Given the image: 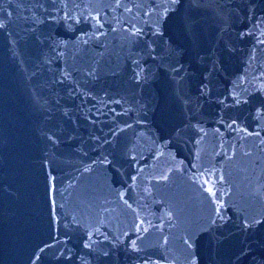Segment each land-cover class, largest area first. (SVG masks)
I'll return each instance as SVG.
<instances>
[{"label":"water","instance_id":"95a60500","mask_svg":"<svg viewBox=\"0 0 264 264\" xmlns=\"http://www.w3.org/2000/svg\"><path fill=\"white\" fill-rule=\"evenodd\" d=\"M168 4L0 0V264L264 261V0Z\"/></svg>","mask_w":264,"mask_h":264},{"label":"snow or ice","instance_id":"6c2138e0","mask_svg":"<svg viewBox=\"0 0 264 264\" xmlns=\"http://www.w3.org/2000/svg\"><path fill=\"white\" fill-rule=\"evenodd\" d=\"M181 4V0H169V7L172 6H179ZM119 6V5H117ZM157 23H161L160 21H157ZM5 25L0 24V28H3ZM208 86L204 85V88L206 89ZM201 94L204 95V89H201ZM234 103L235 105H240V104H247L248 101L247 100H241L240 97H233ZM260 107L264 108V101H261L260 103ZM49 139H51V137H49ZM219 221H223L224 223H226L227 221L225 220L224 216H222L220 214V210L216 209L215 210V216L209 215L208 218L206 219L205 223L200 225V228L205 230V231H211L214 228L220 227L221 224L219 223ZM258 225H264V216H260V217H256V216H252V217H245L244 220L242 221V223L240 224V229L241 231H251L254 230ZM133 245H135V241L132 242ZM186 247V252H187V260H188V264H196V261L192 259V256L195 255L194 252H192L191 250L193 249V246L196 245L197 242V238H196V234L195 232L190 233L187 238L184 240ZM84 247H88L87 244L84 245ZM135 250V249H134ZM41 251H43V249H41ZM61 255H64L63 253H61ZM69 259H71V257H69ZM262 264H264V261H262Z\"/></svg>","mask_w":264,"mask_h":264}]
</instances>
